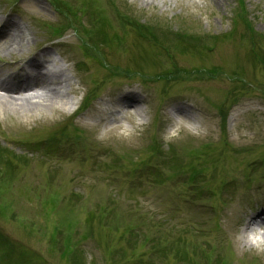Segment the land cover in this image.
Here are the masks:
<instances>
[{"label": "rangeland", "instance_id": "1", "mask_svg": "<svg viewBox=\"0 0 264 264\" xmlns=\"http://www.w3.org/2000/svg\"><path fill=\"white\" fill-rule=\"evenodd\" d=\"M56 1L64 14L72 3L88 11L67 24L46 0H0V20L15 24L21 44L0 46V69L34 56L70 77L56 112L36 94L0 102V264H204L216 253L228 264H264V221L245 227L264 211V184L256 188L264 179V0H244L255 37L232 21L235 0ZM97 9L112 26L99 29ZM59 21L72 28L51 42ZM165 30V46L183 39L169 47L175 70L207 81H154L169 60L159 39L143 35ZM215 67L255 91L212 80ZM89 90L90 106L71 115ZM122 95L139 102L122 104ZM27 103L33 111L18 110ZM218 105H232L221 127ZM168 146L181 170L155 166L162 182L149 181L146 166L174 161ZM225 183L232 189L201 196Z\"/></svg>", "mask_w": 264, "mask_h": 264}, {"label": "bare ground", "instance_id": "2", "mask_svg": "<svg viewBox=\"0 0 264 264\" xmlns=\"http://www.w3.org/2000/svg\"><path fill=\"white\" fill-rule=\"evenodd\" d=\"M19 31L13 22H0V46L4 47L7 51H11L15 48L21 47L20 39H19ZM31 67H44L53 66L49 61L36 62L31 61L29 63ZM67 77L63 72V68L61 66L57 67L55 70H51L47 72L45 75H40L38 77H34V79H27L30 83H21L20 79L14 80L11 85L8 80L3 79L0 81V91L3 92L0 94V102L8 101L12 105H15V102L20 101V99L29 98L31 95L36 94V101L42 108L52 107V112H56V104L65 106L67 103L63 101L62 98L66 95V89H69V83L67 82ZM23 80V79H21ZM14 86V87H13ZM38 94V95H37ZM34 98V97H33ZM123 101H128L130 107L136 106L138 101L136 100H127L124 95L121 98ZM122 102V101H120ZM71 104V102L68 101ZM18 110L26 113L33 111V105L27 103L25 105H20ZM118 111L119 110H115ZM100 117L98 118V120ZM251 221V222H250ZM245 227L249 228L250 223L262 222L264 218H254L251 219ZM248 238L244 240L245 243H248Z\"/></svg>", "mask_w": 264, "mask_h": 264}, {"label": "trees", "instance_id": "3", "mask_svg": "<svg viewBox=\"0 0 264 264\" xmlns=\"http://www.w3.org/2000/svg\"><path fill=\"white\" fill-rule=\"evenodd\" d=\"M82 1H86V0H82ZM235 2H236L235 3L236 4L235 7L231 9V12H232L231 18H233L232 21L234 23L239 22L242 25V27L244 28V32H246L250 36L255 37L254 34H256V33L255 32H252V29H251L252 26H251V24L249 22L250 21V15H249L248 12H246L245 2H243V0H235ZM75 4L76 3H72L71 5L66 6L65 8H67V12L65 14L63 13V11L61 9H59L58 5L56 4V8L58 9V11H60L61 14H63L62 15L63 16V19L65 21H67V24H70L71 22H73V17H74L75 14H76V16H77V13H79L80 15H82V14H86L87 11H88L87 9H83V8H78V11H77ZM79 5L80 4H78L77 7ZM96 11H98V16L96 17V21H100L99 22V29H101L106 22L109 25L108 22L111 19H108L107 16L100 15L99 14L100 11L98 9ZM100 13L101 14H104L102 12H100ZM167 34H168V31L165 30L158 37L157 36H154V35L151 36L149 33L147 35L146 34L143 35V37H145V39L151 40V42L153 44H156V42H157L156 39H159V42H157V43H158V45L160 47H162V52L160 53V55H162V56L166 57V59L170 60L169 55L171 53V51H170L171 48H169V47H171V45H177L179 43H182L183 42V39H179L178 38L179 36H176V37L173 38L175 40H169V41H171V45L165 46L163 44V42H165V43L167 42V40H166V37H167L166 35ZM259 48H260V46H259ZM85 50H86V48H84V51ZM260 51H261V49H260ZM171 67H172V65L170 66V68H168V70L167 69H162L161 71H158V73H156L155 75H152L155 78L154 80H162V81H165V82H168V81H170V82H176V80H177L176 78H177V76L179 74H181V71L180 70H178V71L175 70V67L172 70ZM214 72H215V70H211V73H214ZM198 73H199V71H198ZM217 113H218V115L220 117H222V121H223L224 120V116H223V106L222 105L219 106V107H217ZM168 149H169V152H168L167 155L169 157H171V159H173L174 162H175V164H176V159H174V156H173L174 155L173 149H171L170 147H168ZM161 160L162 161L159 162L158 165H157V163H155V164H153L150 167H147L146 166L144 168V173L143 174L147 175L149 178H152V179H155L156 180L158 178V176H160V172H158V170H156L155 166H159L161 168L163 165H166V163H167V166L169 168H171L172 170H174L173 172H178L179 171L178 168H176L175 166L173 167L174 164L173 165H168L169 162H168V160H166V157H162ZM131 234H134V233H131ZM197 248H196V250H197ZM215 258H216L214 260V263L215 264H224V262H222V260H219V254ZM75 260H76L75 262L77 264H79L78 257ZM190 260L191 259H188L187 262H190ZM191 261L193 263H196L197 262V261H194V260H191Z\"/></svg>", "mask_w": 264, "mask_h": 264}]
</instances>
